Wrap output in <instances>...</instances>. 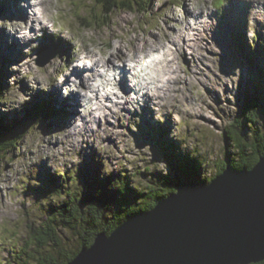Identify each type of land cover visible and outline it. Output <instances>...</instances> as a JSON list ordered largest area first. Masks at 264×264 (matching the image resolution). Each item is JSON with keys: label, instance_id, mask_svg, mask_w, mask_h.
<instances>
[{"label": "clouds", "instance_id": "9594fccd", "mask_svg": "<svg viewBox=\"0 0 264 264\" xmlns=\"http://www.w3.org/2000/svg\"><path fill=\"white\" fill-rule=\"evenodd\" d=\"M241 2L251 5L245 36L255 51L264 46V0ZM9 3L23 11L18 18L0 16V30L8 44L19 42L22 59L7 69L12 74L0 89V113L22 112L36 93L53 89L61 100L75 96L77 104L64 126L46 131L36 120L12 138L14 145L0 142V264H75L96 245L97 238L91 247L85 239L80 251L81 237L64 241L55 230L60 243L54 245L48 234L58 209L67 208L72 197L83 200L79 172L85 150L95 151L101 179L119 174L110 189L125 193L131 182L142 194L138 206L148 183L161 185L154 174L168 176V162L156 159L152 143L137 141L145 109L154 124L170 125L169 139L198 160L209 185L221 175L204 166L203 153L223 162L230 151L232 167L249 172L264 159L262 152L254 164L239 163L234 141L224 136L234 125L243 132L235 122L245 117L246 137L264 136L260 106L239 115L244 72L223 71L222 49L214 39L217 14L223 15L230 0H0V7ZM45 35L63 41L69 51L40 62L37 50ZM250 113L260 119L250 120ZM42 162L60 186L38 196L29 188L42 187L37 179ZM121 222L104 234L111 238ZM261 260L264 253L257 252L239 264Z\"/></svg>", "mask_w": 264, "mask_h": 264}, {"label": "water", "instance_id": "95a60500", "mask_svg": "<svg viewBox=\"0 0 264 264\" xmlns=\"http://www.w3.org/2000/svg\"><path fill=\"white\" fill-rule=\"evenodd\" d=\"M220 175L211 185L180 182L111 238L98 233L75 264H239L264 253V159L252 172L229 165Z\"/></svg>", "mask_w": 264, "mask_h": 264}, {"label": "rangeland", "instance_id": "374dc122", "mask_svg": "<svg viewBox=\"0 0 264 264\" xmlns=\"http://www.w3.org/2000/svg\"><path fill=\"white\" fill-rule=\"evenodd\" d=\"M251 5L244 4L241 0H231V3L224 9L223 15H218L219 24L217 29L214 33V39L218 43V46L222 49V68L225 73H231V71L235 67H241L243 69L244 75L242 76L240 89L238 92V101L241 108L239 115L244 117L246 105L249 100L257 99L264 102V52L261 53L260 56L254 51V55L252 56L254 60H251L250 55H248L249 45L246 40L245 32H246V18L248 15V10ZM6 8V7H5ZM4 9V7H3ZM7 9V8H6ZM6 12V10H5ZM10 11L7 9V15L10 16ZM11 18V17H10ZM12 18H18L12 17ZM261 27H264L262 25ZM3 30H0V70L4 69L3 72L0 73V85L1 88L7 86V78L12 73H8L7 69L12 63H18L21 56V49L19 46V42L16 41L13 44H8V35ZM237 35L236 40L234 41V35ZM264 38V33L261 34V39ZM2 38L5 40V44H7L8 48H4V43ZM15 39V38H13ZM41 47L37 50L40 56V62H44L47 59L43 60L41 55V49H50V52H60L62 54L67 53L69 51L68 46L63 43V41L56 40L52 36L45 35V37L41 40ZM15 46V47H13ZM259 47V45L257 46ZM264 49V46H263ZM9 50V51H8ZM247 53V54H246ZM40 94H45L47 96L48 93L38 92L36 93L32 101L25 106L22 112H12V113H0V117L6 116L7 119L6 124L13 123L14 129L17 128L18 131L25 129L27 126L31 124L28 115V111L31 108V104L36 103L37 97ZM72 98V99H71ZM76 97H70L67 100V111H64V116H54L49 118L48 120L44 121V125L41 127L45 128L46 131L64 126L66 125L70 118L75 114V108L72 106L71 102L74 103V99ZM65 102V100H64ZM64 103H62L63 105ZM75 104V103H74ZM264 106V103H263ZM73 107V108H72ZM76 107V104H75ZM72 108V109H71ZM144 123L141 125L140 133L137 135V141L139 146H143L145 143H152L153 149L156 154V159H164L169 164L170 169V179L181 181V182H193L191 179H187L183 176L182 173L177 171V166L179 162L178 160L183 161L184 158L188 157L189 155L182 152L179 148V145L169 139V128L170 125H158L154 124L150 119V114L147 109H145L144 115ZM248 121L244 119V133L246 134L250 129L247 127ZM13 125V124H12ZM13 129V130H14ZM177 144V147H173L172 145ZM84 162L81 165L80 172H79V180L81 183L90 182L92 181V177H100L101 176V167L102 165L98 163L96 158V153L94 150L88 151L85 150L83 153ZM227 158V156H226ZM210 162H205V161ZM196 161V165H199L200 171H202L201 166ZM217 159H213L210 153L206 152L202 154V162L205 167H207L213 173L217 172ZM215 163V164H214ZM221 162H219L220 164ZM40 169L39 175L37 179L41 181V188H33L30 186V192H36L37 195H44L47 191H52L50 188V183L54 179H58L55 175L51 173V170L47 168V162H42L41 165L38 166ZM201 173V172H200ZM115 176L119 177V174H114ZM148 174H145L147 177ZM161 176L160 173L154 174V179ZM163 176V175H162ZM199 177L195 179L196 183L199 182ZM71 180V179H70ZM69 180V183L72 184ZM131 182L129 181V187ZM74 185V183H73ZM134 190V189H133ZM137 192L134 190L133 194ZM71 238H73L71 236ZM72 241V240H71Z\"/></svg>", "mask_w": 264, "mask_h": 264}, {"label": "trees", "instance_id": "16d2710c", "mask_svg": "<svg viewBox=\"0 0 264 264\" xmlns=\"http://www.w3.org/2000/svg\"><path fill=\"white\" fill-rule=\"evenodd\" d=\"M253 55L254 53H252V56ZM1 72L2 70L0 71V73ZM0 89H2L1 85ZM263 103L264 102L257 99V97L255 99L249 100L246 105L245 113L252 108L260 106V115L261 118H264ZM46 112V105H44L43 103H35L28 112L30 122L33 123L36 120H41V125H43L44 121L48 120V115L45 114ZM248 118L250 120L260 119L258 113H250ZM6 119V116L0 117V142L6 140L4 142L5 145L11 146L16 143V141L12 138H15L22 130L18 131L17 128H13L15 121L12 123L13 125L11 123L6 124ZM245 119L247 120L246 117ZM235 123L239 126V128L244 127L242 120H237ZM246 135L247 133L245 134L244 132L239 131L235 125L233 126V128L226 130L224 133L226 140L230 138L234 141V146L238 151L239 163L254 164L258 162L261 153L264 152V136L256 137L254 135L252 139H249L248 137H246ZM228 143L230 146V141ZM172 146L177 147V144L175 143ZM226 156V160L221 162L220 164L219 160L215 162L218 167L216 173L221 174L228 165L232 167L231 152L229 151ZM177 162H179L177 171L182 173L184 177H186L187 179H191L194 182H196L195 179L199 177L200 179L197 185L208 184L205 180L201 179L200 167L199 165L195 164L196 161L190 158V156L184 158L183 161L178 160ZM205 162L210 161L207 160ZM233 169L238 170L236 168ZM116 178L118 177L115 175L112 177H105L103 179H101V176H96L92 177V181H90L89 183L83 181L82 184L85 187L83 200L80 198L72 197L68 201L67 208L61 207L52 217H50L51 223L48 226V234L51 236L54 245H59L60 243V240L57 239V234L55 231L58 230L60 232V236L64 241H75L77 237H81L80 251L85 246L83 243V240L85 239L88 241L87 246L90 247L93 244L98 233L104 231L110 234L121 221L125 222L129 217L135 215L140 211L152 209L157 205L158 201L163 198L159 196H169L172 193L177 192L178 185L181 182L170 179L169 175L162 176L161 174V176L155 179L161 185L148 183L145 198L141 200L138 206L137 201L141 198L142 194L138 192L136 194H133L134 190L129 186L127 187L125 193H121V191L118 189H110V185ZM70 182L72 184H75L74 179H71ZM59 186V178L54 179L50 183V188L52 189V191ZM121 187H124L122 183ZM105 204H111L112 209L102 208ZM52 211L54 212L56 211V209L53 208ZM126 211V214L121 215ZM123 222H121V224ZM64 229H67L66 234L63 231ZM71 236L73 238H71ZM48 264H58V262L55 260H49ZM254 264H264V260L260 263L258 262Z\"/></svg>", "mask_w": 264, "mask_h": 264}, {"label": "bare ground", "instance_id": "6f19581e", "mask_svg": "<svg viewBox=\"0 0 264 264\" xmlns=\"http://www.w3.org/2000/svg\"><path fill=\"white\" fill-rule=\"evenodd\" d=\"M72 99V98H71ZM69 100V99H68ZM262 262V261H261ZM260 263V262H259Z\"/></svg>", "mask_w": 264, "mask_h": 264}]
</instances>
